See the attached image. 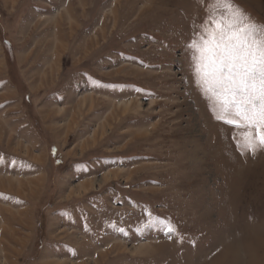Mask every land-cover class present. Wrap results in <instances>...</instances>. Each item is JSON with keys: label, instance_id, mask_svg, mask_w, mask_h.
<instances>
[{"label": "rangeland", "instance_id": "obj_1", "mask_svg": "<svg viewBox=\"0 0 264 264\" xmlns=\"http://www.w3.org/2000/svg\"><path fill=\"white\" fill-rule=\"evenodd\" d=\"M237 7L264 41V0H0V264H264V148L186 47Z\"/></svg>", "mask_w": 264, "mask_h": 264}, {"label": "snow or ice", "instance_id": "obj_2", "mask_svg": "<svg viewBox=\"0 0 264 264\" xmlns=\"http://www.w3.org/2000/svg\"><path fill=\"white\" fill-rule=\"evenodd\" d=\"M237 7L227 27L211 22L186 47L194 51V77L197 87L213 96H230L235 119L223 104L218 121L244 130L243 147L256 152L264 148V41H257L253 26L243 23ZM159 223V221H157ZM150 227L152 225H149ZM166 234L177 230L165 225Z\"/></svg>", "mask_w": 264, "mask_h": 264}, {"label": "crops", "instance_id": "obj_3", "mask_svg": "<svg viewBox=\"0 0 264 264\" xmlns=\"http://www.w3.org/2000/svg\"><path fill=\"white\" fill-rule=\"evenodd\" d=\"M23 116H25L27 119H30V118H29V114H27V113H26L25 115H24V113H23ZM30 125H31V129H30V130H31L33 133H38V132H37V129H35L34 126H33L32 124H30Z\"/></svg>", "mask_w": 264, "mask_h": 264}]
</instances>
